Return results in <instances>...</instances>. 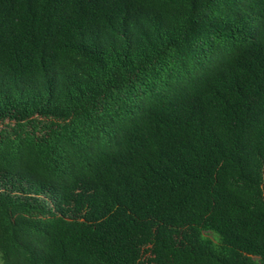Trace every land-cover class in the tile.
Masks as SVG:
<instances>
[{"label":"trees","instance_id":"trees-1","mask_svg":"<svg viewBox=\"0 0 264 264\" xmlns=\"http://www.w3.org/2000/svg\"><path fill=\"white\" fill-rule=\"evenodd\" d=\"M0 264H264V0H0Z\"/></svg>","mask_w":264,"mask_h":264}]
</instances>
